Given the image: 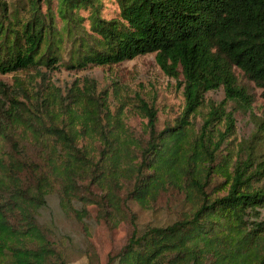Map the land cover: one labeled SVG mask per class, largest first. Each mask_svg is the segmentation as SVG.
Segmentation results:
<instances>
[{
	"label": "trees",
	"instance_id": "16d2710c",
	"mask_svg": "<svg viewBox=\"0 0 264 264\" xmlns=\"http://www.w3.org/2000/svg\"><path fill=\"white\" fill-rule=\"evenodd\" d=\"M17 1L0 0V74L25 76L0 79V264H92L90 204L130 225L106 264H264V112L235 138L240 76L264 99V0H114L110 18L103 0ZM147 53L183 96L162 127L139 95L112 108L94 78H51ZM163 198L173 220L139 229L129 203Z\"/></svg>",
	"mask_w": 264,
	"mask_h": 264
},
{
	"label": "rangeland",
	"instance_id": "374dc122",
	"mask_svg": "<svg viewBox=\"0 0 264 264\" xmlns=\"http://www.w3.org/2000/svg\"><path fill=\"white\" fill-rule=\"evenodd\" d=\"M13 2H18L13 0ZM12 0H10V4ZM101 13L104 17L110 18L117 15V5L114 0H103ZM239 75L240 72L237 71ZM14 75L25 77L23 73H6L0 74V79L12 82ZM85 77L94 78L98 88L108 87L112 108L117 104L118 98L121 97L124 102L133 99L139 95L147 102L152 103L157 109L159 127L167 120L177 116L183 107V96L181 89L177 86L175 80L166 76L159 68L155 61L154 53H147L136 56L133 59L124 60L119 64L111 67L91 66L80 70H68L64 67L53 71L51 78L57 84L62 85L71 80L83 81ZM250 88L254 101L251 110L247 112L238 111L236 117L235 138L240 140L247 137L254 130V118H257L264 112V99L261 97L260 89L252 82H247L244 77L240 76ZM216 100L222 98V92L208 94ZM130 104L126 105L129 110ZM134 110V109H133ZM254 112V113H252ZM129 124L138 127L144 119L138 114L131 111L127 112ZM153 209L141 208L137 203L131 201L130 209L136 215V224L139 229H143L147 223L165 224L173 220L174 208L166 206L165 202ZM91 216L96 219V224L88 233V240L95 251L96 258L92 264H106L108 254L117 251L125 243L130 228L126 220H121L115 225L110 226L102 219H97V207L93 204L87 206ZM64 225L69 230L77 232L79 226L70 220H64ZM77 239H83V236L77 235ZM72 253V252H71ZM70 264H89L86 255L72 254L69 257Z\"/></svg>",
	"mask_w": 264,
	"mask_h": 264
}]
</instances>
